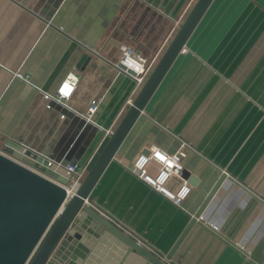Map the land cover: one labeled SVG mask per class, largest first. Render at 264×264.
<instances>
[{
  "label": "crops",
  "instance_id": "1",
  "mask_svg": "<svg viewBox=\"0 0 264 264\" xmlns=\"http://www.w3.org/2000/svg\"><path fill=\"white\" fill-rule=\"evenodd\" d=\"M195 2L0 0V151L32 169L89 171L141 89L117 68L120 44L154 69ZM71 73L78 85L60 102ZM152 147L181 151L192 189L181 207L116 160L91 206L167 264H264V0L214 1L119 153L130 163ZM221 172L228 178L190 226Z\"/></svg>",
  "mask_w": 264,
  "mask_h": 264
},
{
  "label": "water",
  "instance_id": "2",
  "mask_svg": "<svg viewBox=\"0 0 264 264\" xmlns=\"http://www.w3.org/2000/svg\"><path fill=\"white\" fill-rule=\"evenodd\" d=\"M214 1L196 0L71 197L67 178L51 169L26 166L23 155L0 151V264H167L87 202ZM90 59L84 54L78 67ZM117 68L122 71L124 66ZM227 178L221 172L190 226Z\"/></svg>",
  "mask_w": 264,
  "mask_h": 264
},
{
  "label": "built area",
  "instance_id": "3",
  "mask_svg": "<svg viewBox=\"0 0 264 264\" xmlns=\"http://www.w3.org/2000/svg\"><path fill=\"white\" fill-rule=\"evenodd\" d=\"M182 22L178 21L175 23V27L172 30L170 39L173 37ZM168 41L165 43V46ZM118 49L120 58L119 62L117 63V67L119 64L124 66V69L119 71L133 79L139 87H142L153 71V65L149 63L146 57L127 44H120ZM78 82L79 78L76 74H69V76L60 85L58 91L56 92L55 98L60 102L69 101L76 90ZM95 109V106H92L88 111V116L91 117L92 114H94ZM112 133L113 131H111L109 135L111 136ZM114 160L118 161L138 180L145 183L151 189L178 207H181L182 203L191 195L192 189L190 185L187 181L182 179L184 164L181 151L170 155L161 151L160 149H157L156 147H152L148 153L140 154L130 163L124 161L120 153L116 154ZM48 165L53 169V171L59 173L69 180L70 184L68 186V192L70 197L78 189L88 172L86 169H82L77 165L66 164L62 162L49 161ZM152 165H155L157 169L154 175L149 172V167ZM174 178L179 179L181 182L178 188L175 191H172L167 185ZM87 205L91 206L89 202H87ZM91 207L93 208V206Z\"/></svg>",
  "mask_w": 264,
  "mask_h": 264
},
{
  "label": "bare ground",
  "instance_id": "4",
  "mask_svg": "<svg viewBox=\"0 0 264 264\" xmlns=\"http://www.w3.org/2000/svg\"><path fill=\"white\" fill-rule=\"evenodd\" d=\"M69 193V192H68Z\"/></svg>",
  "mask_w": 264,
  "mask_h": 264
}]
</instances>
